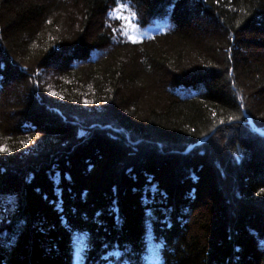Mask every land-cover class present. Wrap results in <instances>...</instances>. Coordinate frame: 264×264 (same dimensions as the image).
<instances>
[{"label": "trees", "instance_id": "obj_1", "mask_svg": "<svg viewBox=\"0 0 264 264\" xmlns=\"http://www.w3.org/2000/svg\"><path fill=\"white\" fill-rule=\"evenodd\" d=\"M246 33L264 0H0V264H264Z\"/></svg>", "mask_w": 264, "mask_h": 264}, {"label": "rangeland", "instance_id": "obj_2", "mask_svg": "<svg viewBox=\"0 0 264 264\" xmlns=\"http://www.w3.org/2000/svg\"><path fill=\"white\" fill-rule=\"evenodd\" d=\"M246 38L258 40L264 39V34H257V33H246L245 34ZM175 50L178 51L177 48ZM165 90V88H163ZM162 91L160 90H154L151 89L150 91L146 89H140L138 90V100H140L143 109H148L150 107H155V106H161L164 101H165V95L161 93ZM136 97V94H135Z\"/></svg>", "mask_w": 264, "mask_h": 264}, {"label": "snow or ice", "instance_id": "obj_3", "mask_svg": "<svg viewBox=\"0 0 264 264\" xmlns=\"http://www.w3.org/2000/svg\"><path fill=\"white\" fill-rule=\"evenodd\" d=\"M121 7H126L124 5H122ZM132 16L134 17L135 16V13H132ZM118 18H122V19H125L127 20L128 18L127 17H118ZM128 30H135V25L133 24H127L125 26V34L127 35L128 34ZM223 122V121H222ZM7 149H0V151H6Z\"/></svg>", "mask_w": 264, "mask_h": 264}]
</instances>
